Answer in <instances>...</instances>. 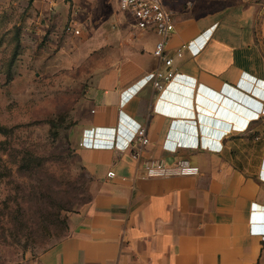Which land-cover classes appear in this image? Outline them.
I'll return each instance as SVG.
<instances>
[{
    "label": "crops",
    "instance_id": "0c3cea01",
    "mask_svg": "<svg viewBox=\"0 0 264 264\" xmlns=\"http://www.w3.org/2000/svg\"><path fill=\"white\" fill-rule=\"evenodd\" d=\"M75 1L85 45L107 54L71 131L90 200L39 256L0 264H264V0H160L176 72L161 91L153 30L116 0ZM140 127L148 144L130 147ZM144 160L199 174L142 178Z\"/></svg>",
    "mask_w": 264,
    "mask_h": 264
},
{
    "label": "rangeland",
    "instance_id": "374dc122",
    "mask_svg": "<svg viewBox=\"0 0 264 264\" xmlns=\"http://www.w3.org/2000/svg\"><path fill=\"white\" fill-rule=\"evenodd\" d=\"M75 3L81 8L85 0ZM74 6L73 0H0V262L39 256L90 197L92 180L71 131L107 54L85 45ZM69 25L79 35L67 33Z\"/></svg>",
    "mask_w": 264,
    "mask_h": 264
},
{
    "label": "built area",
    "instance_id": "2783aa9c",
    "mask_svg": "<svg viewBox=\"0 0 264 264\" xmlns=\"http://www.w3.org/2000/svg\"><path fill=\"white\" fill-rule=\"evenodd\" d=\"M121 12L127 14L139 30H153L158 37L153 49V56L159 65L151 75L152 88L158 91L164 90L174 79L176 72L171 68L172 59L165 55V42L171 36L175 28V16L164 8L160 0H116ZM67 33L79 35L74 26H67ZM182 46L176 51V56H182ZM259 118H264V107L261 109ZM145 146L148 139L144 128H138L130 144ZM131 158L139 161V151L132 152ZM142 178H170V177H192L199 174L196 166L189 164L187 160H179L173 165H166L162 161L144 160L141 162ZM108 178H113L114 173H107Z\"/></svg>",
    "mask_w": 264,
    "mask_h": 264
},
{
    "label": "trees",
    "instance_id": "16d2710c",
    "mask_svg": "<svg viewBox=\"0 0 264 264\" xmlns=\"http://www.w3.org/2000/svg\"><path fill=\"white\" fill-rule=\"evenodd\" d=\"M19 46H20L19 41H18V39H16L15 45H14L13 55H12V58L10 59V61H9V65H8L7 72H6V76H7L6 81L7 82L10 81V79H11V68H12V65L14 63V60H15L16 56L18 55ZM81 167H82V165H81ZM82 169H83V171H85L83 167H82ZM89 200H90V197H89V199L84 204H86ZM63 225H65L64 228H65V233H66L67 224L63 223ZM64 235H61V237L59 239H61Z\"/></svg>",
    "mask_w": 264,
    "mask_h": 264
}]
</instances>
